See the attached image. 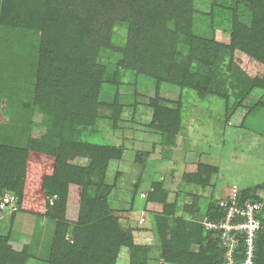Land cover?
<instances>
[{
    "label": "rangeland",
    "instance_id": "1",
    "mask_svg": "<svg viewBox=\"0 0 264 264\" xmlns=\"http://www.w3.org/2000/svg\"><path fill=\"white\" fill-rule=\"evenodd\" d=\"M181 2L183 6L176 4V9L183 7L181 13L149 30L134 25L136 29L128 31L121 21L129 20L131 14H123L121 1L101 16L105 38L95 47L93 63L104 76L97 99L107 105L96 110L94 122L86 125L75 122L77 118H52L37 102L34 79L41 27L47 20V11L39 14L44 1L24 7L0 0V145L14 150H9L12 156L6 170L18 187L9 195L14 203L21 196L26 205L25 210L13 204V209L0 211V240H7L13 252L7 258L1 250L2 264H17L20 259L23 264H50L57 219L49 214L55 211H64L62 223L68 227L60 229L63 239L57 243L60 256L67 258L63 261L104 264L96 256L85 261L82 245L71 235L72 220L79 214L77 194L84 185L88 188L83 197L116 214L129 235L131 246L119 247L114 264H174L160 257L157 240L163 228L179 225H186L189 232L199 231V241L189 242L188 251L198 253L211 243L218 249L217 264L241 263L246 233L230 230L229 235L222 225L242 221L233 210L229 215L230 206L245 202L259 203L261 209L255 215L264 219V62L239 48H229L234 19L247 26L252 23L247 4ZM95 10L103 14L100 8ZM186 31L191 35H185ZM126 47L141 49L144 58L149 49L157 63L185 65L195 74L200 89L167 80L157 85L149 70L140 72L138 66L117 68L116 61L122 57L118 49ZM212 47L215 57L208 64L198 62V54L210 53ZM155 98L162 107L178 112L173 121H165L166 130L152 124L150 101ZM114 102L119 109L111 105ZM53 121L59 127L52 126ZM65 137L91 145H114L121 148V156L108 159L103 167L100 152L93 148L71 151V158L53 155ZM47 143L52 151H47ZM68 164L77 168L80 179H73ZM199 164L210 167V173H191L190 168ZM190 176L202 181L190 182ZM58 178L63 181L60 193L50 190ZM156 184H161L164 202L148 198ZM243 191L251 194L244 197ZM261 229L253 238L254 251L256 238L260 244L252 264H264Z\"/></svg>",
    "mask_w": 264,
    "mask_h": 264
},
{
    "label": "trees",
    "instance_id": "2",
    "mask_svg": "<svg viewBox=\"0 0 264 264\" xmlns=\"http://www.w3.org/2000/svg\"><path fill=\"white\" fill-rule=\"evenodd\" d=\"M12 1L22 3L26 7L37 4L39 0ZM43 1L45 6H42L39 14L47 11V20L42 27L40 24L41 30L44 32L39 38L40 59L35 68L34 92L37 102H42L43 111L52 118L55 115L63 116L64 120L77 118L78 121L75 122L85 123L86 125H91L94 122V112L96 110L101 106L107 105L97 99L99 90L104 83V76L102 70L95 69L93 63L95 47L99 41L105 38L102 33L101 16L104 17L118 1H121L120 8L124 12L123 14L127 12L126 16L131 14L129 20L122 19L121 21L127 25L130 32L136 29L134 25L140 26L144 30L154 28L156 24L164 26L168 18L181 13V9H183V7L176 9V4L177 6L179 4L183 6L181 0H83L80 5L75 0ZM236 3L249 6L252 13V23L247 26L237 21L236 18L234 19L229 48H239L264 62V0H236ZM95 8H100L99 11L103 14H98ZM4 9L6 8L4 7ZM187 34L191 35L190 32L186 31L185 35ZM212 48L213 51L210 53L203 51L202 54H198V62L208 64L209 59L214 58L216 55L214 54L216 49ZM195 51L197 52V50ZM118 52H120L122 57L116 61L117 68L131 69L138 66L137 70L140 72L146 73L149 70L148 74L156 79L157 85L162 80H167L174 84H179L180 87H188L194 90H199L201 87L198 81L194 79L195 74L185 65L170 64L168 66L165 62L157 63L156 57L151 54L149 49L144 53L147 58L143 57L141 49L136 50L126 47V49H118ZM192 55L191 58H195ZM146 60H149V62H146ZM156 91H158V88H156ZM157 100L155 98L150 101V106L153 109L151 121L154 122L152 124L157 128L166 130L167 124L165 121H173L171 118H175L174 116L178 112L162 107ZM111 105H114L117 109L120 108V105H117L116 102ZM90 109L92 110L90 111ZM58 123L53 121L52 126L59 127ZM50 146L47 143V151H52ZM85 148H93L94 151L100 152L101 160L104 162L103 167L108 159L119 158L122 152L121 148L114 145H91L65 137L63 142L59 141L58 146L53 149L52 153L58 157L66 155L71 158L74 157L71 156L74 153L73 151L79 152ZM9 150L11 148L8 146L0 145V200L5 193H11L18 187L15 179H12L9 171L7 173L6 170L10 169L8 163L12 156L9 154ZM14 163L18 166L17 160ZM69 168L73 172V179H80L78 177H80L81 173L77 172V168L71 165H69ZM86 168L88 167L86 166L83 170ZM190 169L191 173L199 175L210 173V167L202 164L195 165V167ZM187 180L194 183L197 182L198 178L190 176ZM201 181V179L198 180V182ZM62 182V179L58 178L54 184L55 186H52L50 190H56V193H60ZM73 184H76V182ZM87 188L88 186L84 185V188H80L77 194L80 200L79 214L75 220H72L71 235L82 245L81 251L85 253V261L96 256L101 261H104V264H114L119 247L122 245L131 246L129 235L117 222L116 214L106 210V208H102L93 199L90 200L83 197L87 196L85 195ZM160 188L161 184H156L154 186L155 192L151 193L148 198L164 202L165 197L161 193ZM67 189L71 190L69 187ZM56 193L53 192L52 195H56ZM249 193H246V191L242 192L244 197L249 196L251 194ZM64 195L61 194L62 203H65V200H63L65 198ZM13 204L15 206L17 204L20 210H25L26 208L24 200L19 196L15 197V203L13 198L11 203L8 204L9 206L0 208V211L13 209ZM63 208L65 210V206ZM168 212L165 209L164 213L168 214ZM63 215L64 211H55L49 214L51 219H57V231L53 239L55 249L50 251V264L68 263L63 261L67 258H64L63 255L60 256V243L57 244L60 239H63L61 230L63 229L62 231H64L68 228L66 227L67 223H62ZM261 226L262 229L259 231L258 237L259 234L263 233L264 219L261 220ZM178 227H165L163 228L164 233L158 237V253L163 260L174 264L218 263V249H216L214 244L209 243L204 247H200L198 253L190 252L187 249L188 243L199 241V231L189 232L186 225H179ZM101 229L104 230L105 235L99 236ZM258 240V238L255 239L256 251H254V256L258 254L260 244ZM97 242L100 244L98 248ZM2 249L5 251L4 257L10 258L13 252L7 245V240H0V257ZM0 264H2L1 261ZM17 264H23V261L20 259Z\"/></svg>",
    "mask_w": 264,
    "mask_h": 264
},
{
    "label": "built area",
    "instance_id": "3",
    "mask_svg": "<svg viewBox=\"0 0 264 264\" xmlns=\"http://www.w3.org/2000/svg\"><path fill=\"white\" fill-rule=\"evenodd\" d=\"M12 201V197L9 193H5L2 199L0 200V208L8 207ZM8 205V206H7ZM260 204L256 202H245L242 206L237 207L236 205L230 206L231 211H235L237 214L241 215L243 218L242 221H238L235 224L222 225V228H226L225 233L230 235V230H241L246 233V249L244 253V258L240 264H252V259L254 258V243L253 238L255 233L261 226V220L259 217H256V213L260 211ZM228 230V231H227Z\"/></svg>",
    "mask_w": 264,
    "mask_h": 264
}]
</instances>
